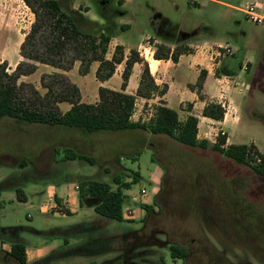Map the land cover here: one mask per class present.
<instances>
[{"label": "rangeland", "instance_id": "obj_1", "mask_svg": "<svg viewBox=\"0 0 264 264\" xmlns=\"http://www.w3.org/2000/svg\"><path fill=\"white\" fill-rule=\"evenodd\" d=\"M29 1L35 9L40 8L38 0ZM60 1L83 30L108 26L119 34L123 44L142 43L157 50V46L167 43L191 53L204 54L209 50L216 62L245 64L246 73L241 74V81L226 79L221 84L247 88V98L240 109L242 121L235 129L231 123L227 128L233 144H255L264 154V0H131L129 14L117 0ZM102 7L109 19L119 14L116 19L125 24L114 29L113 23L103 16ZM88 11L87 15L82 14ZM0 16L4 23L0 32V63L9 60V67L14 69L23 60L21 45L37 18L25 0H2ZM153 17L155 24L151 22ZM162 19L174 31L166 30ZM126 24L132 28L122 31L120 27ZM156 27L168 36H158ZM226 48H231L233 54L219 57V51L224 54ZM142 53L149 55L144 48ZM43 72L37 71L31 81ZM92 79H86L83 87L90 91L85 96L89 102L94 100ZM38 87L44 95L46 90L41 83ZM150 109L147 106L145 111L139 105L137 118L148 121ZM48 127L8 118L0 120V227L47 228L44 224L50 223L76 228L73 231L77 235L71 238L74 251L65 259L59 253L57 258L62 260L53 264H264V178L251 167L210 149L186 147L163 135L101 132L98 135L104 138L82 140L77 130L65 136L59 131L68 128ZM67 149L97 162L93 166L87 160H79L76 174L106 181L114 189L117 177L122 183L132 184L124 191L123 222L101 218L87 208L84 213L80 211V216H41V208L49 198L36 192L45 191L51 180H64L70 173L75 174L71 170L60 172L48 164ZM22 161L29 163L25 173L15 171ZM136 173L141 177L133 183ZM18 184L28 197L26 202H19L12 189ZM143 188L148 196H141ZM75 191L76 201L80 202L76 187ZM60 207L57 205V210L65 214L67 211ZM128 210L134 212L130 217ZM51 211L54 213V208ZM174 244L190 251L186 260L172 257L170 246Z\"/></svg>", "mask_w": 264, "mask_h": 264}, {"label": "trees", "instance_id": "obj_2", "mask_svg": "<svg viewBox=\"0 0 264 264\" xmlns=\"http://www.w3.org/2000/svg\"><path fill=\"white\" fill-rule=\"evenodd\" d=\"M39 9H35L29 0L27 5L34 10L36 23L21 45L20 55L23 60L14 70L9 68L7 62L0 64V120L12 119L21 123L39 126H60L74 129L85 134L101 132L142 131L147 134L163 135L176 142L195 149L212 150L223 157L246 165L259 176L264 178V154L256 145H227V137L219 135L213 145L209 141L199 140V119L189 116L181 121L177 111L169 108L165 101H160L154 106V114L148 122H134L132 116L135 111L137 97L151 99L153 96L164 97L167 94L166 85H157L151 74L149 64L141 57L138 50H132L126 61L123 72L122 91L108 88H99V102L87 104L82 101L80 88L62 73L45 74L42 76L41 85L46 90L42 95L32 84L21 82L23 76H30L37 71V63L46 64L62 71H70L76 62H80V75L89 74L94 62H99L96 77L100 82H105L113 77L117 65L125 60L124 48L116 46L111 59L107 58L109 46L116 37L114 30L108 26L96 27L94 31H85L80 27L77 19L64 10L60 0H38ZM105 7L102 14L107 18ZM42 12V13H41ZM163 20V19H162ZM115 27L114 24L112 25ZM122 31L126 29L121 27ZM156 30L160 37L168 36L163 31ZM174 31V29H173ZM169 34V33H168ZM155 59H169L177 62L181 54L186 53V48L177 47L173 53L165 45L156 47ZM136 63L144 64L138 91L135 95L126 93L128 82ZM232 76L233 73L223 71ZM205 76L202 73L196 85L201 98ZM67 102L71 109L63 114L59 104ZM226 110L220 104H209L205 107L203 115L217 121H223ZM59 153V151H56ZM58 155V154H57ZM140 153L138 152V156ZM87 160L91 165H97L93 157L79 154L77 151L67 149L63 155L64 161ZM140 173H136L133 183H138ZM117 188L106 181L86 179L79 183L80 205L95 208L101 218L123 222V209L126 204L125 190H129L131 183H122L116 178ZM18 199L22 200L21 191H17ZM94 201L96 204H88ZM57 203L60 201L57 199ZM150 211L152 207H148ZM68 214L69 211H68ZM174 259L186 260L190 251L178 245L170 246ZM0 259L11 264H28L26 246L23 243H14L11 252L0 249ZM0 264H5L0 262ZM34 264H49L47 260ZM90 264H97L92 262Z\"/></svg>", "mask_w": 264, "mask_h": 264}, {"label": "crops", "instance_id": "obj_3", "mask_svg": "<svg viewBox=\"0 0 264 264\" xmlns=\"http://www.w3.org/2000/svg\"><path fill=\"white\" fill-rule=\"evenodd\" d=\"M1 3L2 0H0V6ZM117 3L121 5L123 11H125L126 14H129L131 12V10H127L130 5H133L131 0H117ZM116 11L117 13H120L118 12V10ZM89 12L90 11L82 14L87 15ZM118 16L119 14H117V16H112L114 17L113 20L112 18L109 19L108 16L106 18L107 22L109 21L114 24L115 26L114 29L119 27L120 25L125 24L116 19V17L118 18ZM154 19L155 17L151 19L152 24H155L156 22ZM162 23L164 24L162 26H164L166 30L174 29V27L169 28L167 26L166 19H163ZM3 24H4L3 19L0 16V32H3L4 29ZM122 27L127 28L128 30L132 28V25L126 24L125 26ZM146 39H150V37H147ZM119 40H120L119 34L116 33V37L113 38L109 46V52L107 54V58L111 59L115 52L116 46L121 45L124 48L125 60L123 63L117 65V69L113 77L105 82H100L99 80H97L96 77L97 70L100 66L99 62H94L92 64L90 72L86 76L80 75L79 72L80 62H76L74 67L67 72L46 64L37 63V71H40L41 69L45 71L41 74L40 78H38L35 81H31V76L33 75L32 74L30 76H23L21 78V82H25V83L29 82L30 84L33 83L35 84L36 89L39 90L38 84L41 83L40 81L43 75L62 73L65 74L71 80L72 83L76 84L80 88L82 94V101L84 103L95 104L99 102L100 87L108 88L115 91H122L123 72L126 67V61L131 55V51L138 49L139 52L141 53V57H143L149 64L151 74L154 77L157 85L159 86L166 85L168 87V91L164 97L153 96V98L151 99L137 97L135 111L132 116V121L148 122L154 114V106L159 104L160 101H165L166 105L169 108L178 112L181 121H185L189 116H194L199 119V125H198L199 140H206L209 141L211 144H214L217 142V140L213 141L212 138L214 139V137H218L219 135H224L227 137L226 147L233 144L231 140L232 135L229 133L227 125L231 123L233 129H235V127L241 123L242 115L240 114V109L242 108V105L246 101L247 88L242 89L241 88L242 85L241 87L238 88L237 87L232 88L229 87L228 85L221 86V84H224L226 82V79H235L236 81H241V74L246 73L245 64L239 63V65H235L234 63H231L229 60L224 61V63L222 61L216 62L214 60V53L209 52V50L204 54L197 52L195 53L186 52L178 57L177 62L173 61L171 58L155 59L154 54L156 50H154L151 46L147 47L145 44L142 43H139L136 46L126 45L123 44L122 42H119ZM114 42L117 43L112 45ZM215 44H219V43L215 42ZM164 45L171 49V53L175 51L174 47H176V45H170L167 43H164ZM142 48H144L146 52L148 51L149 55L145 56L142 53ZM8 62L9 60L7 61V63ZM17 65L18 63L13 68L15 69ZM143 71H144L143 63H136L134 65L126 89V93L131 95H135L137 93ZM223 71L231 72L233 73V75L230 76L224 74L225 72ZM202 73L205 76L203 89L201 90L203 98L200 97L197 89L194 90L191 88L192 85H196L198 83ZM90 76H92L93 78L92 81H94L95 83V91H91V94L94 97V100L92 102L85 101V96L86 95L88 96V93H90V91H84L83 88L85 80L88 79ZM212 103L220 104L225 108L226 114L223 121H217L212 118L205 117L203 115L205 107ZM139 105L145 111H147L146 110L147 106L149 108L151 107V109L149 110L151 111V114H149L150 117L148 121L137 118V114L135 112ZM71 107H72L71 104L67 102H63L59 104V109L63 114L68 112L71 109ZM182 115H183V119H181ZM54 127L56 126H49L48 128L51 129ZM73 130L74 129H62L61 131H59V134H66L65 136H68L70 133L74 132ZM79 132L80 134H82L81 135L82 140L84 138H87V140H91L94 138L95 139L104 138L101 135H98L100 133L85 134L82 131ZM78 161L79 159L72 161H64L63 156H60L59 158L58 156H54L53 161L48 162V164L49 163L52 164V166H54L56 169L58 168L59 171L62 170L65 172L67 171L69 172L71 170L75 173V170H77L78 168L77 166ZM28 164L29 163L22 161L20 168L18 166H15V171H18L19 173H25L27 168L29 167ZM86 179H91V178L83 176L82 174L70 173L69 178H65L64 180L63 179L55 180V181L51 180L49 183L46 184L45 191H42L40 189L39 192H36L37 195L42 194V197H45L46 195L49 198L48 203L42 206L41 208V216L44 218H52L59 216L64 217L69 215L80 216V211L84 213L83 210L85 208L90 209L92 212L96 214L94 207L88 205L81 206L80 202L78 200L76 201L77 192L75 191V187L80 182ZM12 189L15 193H17L18 190L21 191L22 200L18 199L19 202L27 201L28 197L27 195H25L22 189V185L20 184L14 185ZM16 196L18 197L17 194ZM57 199L58 201H60V204L57 203ZM54 200L56 201L55 205H53ZM57 205L59 207L61 205L62 207L60 208L65 209L67 212L63 214L61 211L57 210L56 208ZM1 206L2 204L0 203V207ZM53 208L55 210L54 213H52L53 211H51ZM68 211L70 214H68ZM86 213H88V211ZM46 224L47 225L44 224V226H47V228L52 225V224L50 225V223H46ZM51 227L52 228H48V229L37 228L27 225L0 227V249H2L5 252H11L12 244L23 243L26 246L28 264H34L44 260H47L49 264H53V261H55L54 263H56L57 260H62L57 258V255L59 253L63 254L62 255L63 259H65V257H68L69 255L72 254L71 252H73L74 249H73V245H71L72 243L71 238L76 237L77 234L73 231V229L76 228H73L72 226L53 225ZM69 227L70 228L72 227V229H69ZM57 235H59L60 237H58ZM15 264L17 263L15 262Z\"/></svg>", "mask_w": 264, "mask_h": 264}, {"label": "built area", "instance_id": "obj_4", "mask_svg": "<svg viewBox=\"0 0 264 264\" xmlns=\"http://www.w3.org/2000/svg\"><path fill=\"white\" fill-rule=\"evenodd\" d=\"M248 13L251 15V16H255V14L253 13V12H249L248 11ZM256 18H258V17H256ZM233 54V50L231 49V48H226L225 49V53L224 54H222V52L221 51H219V53H218V56L220 57H227V56H229V55H232ZM76 190L78 191L79 190V186H76ZM141 196H148V192H147V190L145 189V188H143L142 190H141ZM133 211H131V210H128L127 211V214L129 215V217L130 216H132L133 215Z\"/></svg>", "mask_w": 264, "mask_h": 264}]
</instances>
